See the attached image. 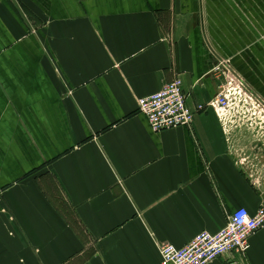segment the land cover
<instances>
[{"label": "crops", "instance_id": "0c3cea01", "mask_svg": "<svg viewBox=\"0 0 264 264\" xmlns=\"http://www.w3.org/2000/svg\"><path fill=\"white\" fill-rule=\"evenodd\" d=\"M222 58L264 99V0H0V264H162L256 213L264 119L197 110ZM177 77L194 121L153 131ZM208 264H264V227Z\"/></svg>", "mask_w": 264, "mask_h": 264}, {"label": "built area", "instance_id": "2783aa9c", "mask_svg": "<svg viewBox=\"0 0 264 264\" xmlns=\"http://www.w3.org/2000/svg\"><path fill=\"white\" fill-rule=\"evenodd\" d=\"M215 73L219 80L218 93L207 106L200 105L198 111L210 107L227 126H240L245 122L253 125L264 119V99L236 73L229 59H220ZM138 104L139 111L156 132L191 126L196 113L187 105V95L180 77L156 93L139 99ZM263 227L264 203L254 214L241 207L229 216L226 226L216 233L202 231L182 247L169 242L161 243L162 264H208L224 256L246 254L251 237Z\"/></svg>", "mask_w": 264, "mask_h": 264}, {"label": "rangeland", "instance_id": "374dc122", "mask_svg": "<svg viewBox=\"0 0 264 264\" xmlns=\"http://www.w3.org/2000/svg\"><path fill=\"white\" fill-rule=\"evenodd\" d=\"M240 146H236V148H239ZM244 161L247 160L246 157H241Z\"/></svg>", "mask_w": 264, "mask_h": 264}]
</instances>
